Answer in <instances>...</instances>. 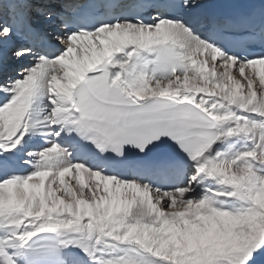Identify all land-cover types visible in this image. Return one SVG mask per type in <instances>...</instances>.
Instances as JSON below:
<instances>
[{"label": "snow or ice", "instance_id": "obj_1", "mask_svg": "<svg viewBox=\"0 0 264 264\" xmlns=\"http://www.w3.org/2000/svg\"><path fill=\"white\" fill-rule=\"evenodd\" d=\"M0 264H264V0H0Z\"/></svg>", "mask_w": 264, "mask_h": 264}]
</instances>
